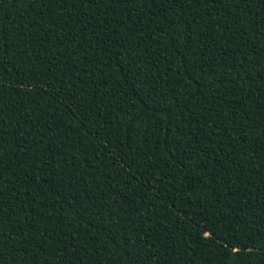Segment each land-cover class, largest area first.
<instances>
[{
  "label": "trees",
  "instance_id": "1",
  "mask_svg": "<svg viewBox=\"0 0 264 264\" xmlns=\"http://www.w3.org/2000/svg\"><path fill=\"white\" fill-rule=\"evenodd\" d=\"M0 264H264V0H0Z\"/></svg>",
  "mask_w": 264,
  "mask_h": 264
}]
</instances>
